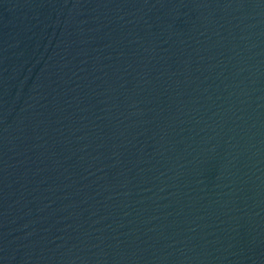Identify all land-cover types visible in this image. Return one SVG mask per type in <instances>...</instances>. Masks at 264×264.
Masks as SVG:
<instances>
[{
    "label": "water",
    "instance_id": "1",
    "mask_svg": "<svg viewBox=\"0 0 264 264\" xmlns=\"http://www.w3.org/2000/svg\"><path fill=\"white\" fill-rule=\"evenodd\" d=\"M0 264H264V0H0Z\"/></svg>",
    "mask_w": 264,
    "mask_h": 264
}]
</instances>
